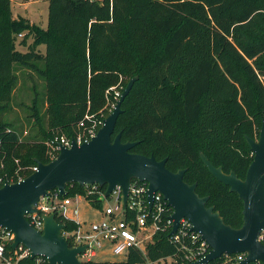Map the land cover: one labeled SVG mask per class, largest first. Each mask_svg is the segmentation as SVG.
<instances>
[{"label":"trees","instance_id":"obj_1","mask_svg":"<svg viewBox=\"0 0 264 264\" xmlns=\"http://www.w3.org/2000/svg\"><path fill=\"white\" fill-rule=\"evenodd\" d=\"M48 22L44 29L14 18L12 0H0V179L17 183L38 161H53L48 142L77 135L87 114L105 112L111 88L138 77L113 139L121 134L123 143H137L131 153L166 159L172 172L186 170L185 182L209 197L208 206L227 225L240 228L242 200L210 173L201 155L243 180L254 160L248 138L264 124V0H49ZM23 33L26 52L17 46ZM43 45L45 53L38 49ZM22 73L44 82L42 92L32 87L26 120L31 132L12 119ZM66 191L62 197L53 190L47 200L56 204L81 195L103 210L106 187L89 193L73 183ZM54 213L66 233L80 227L60 209ZM171 214L168 207L163 229L145 253L132 249L118 264L168 258L192 264L170 241ZM68 242L73 246L72 238ZM12 245H6L9 264H37L31 257L19 260L21 251ZM225 261L223 256L210 264Z\"/></svg>","mask_w":264,"mask_h":264},{"label":"water","instance_id":"obj_2","mask_svg":"<svg viewBox=\"0 0 264 264\" xmlns=\"http://www.w3.org/2000/svg\"><path fill=\"white\" fill-rule=\"evenodd\" d=\"M137 78L130 81L113 113L90 142L81 146L74 142L50 163L38 161V170L30 176L0 188V226L14 233L12 247L23 246L30 251L32 259L41 256L49 264H82L79 256L87 247L69 244L63 235L65 225L57 221L55 213L43 216L41 231L29 222L28 216L53 190H57L59 196H66L68 184L77 183L83 188L95 184L106 187L103 198H108L115 187L120 186L126 204L131 184L139 181L149 184L147 194L151 203L154 194L161 192L172 207V233L178 230L182 219H188L193 230L208 243L209 254L197 264H210L225 255L242 253L247 256L241 264H264V244L260 240L264 230V124L258 141L248 139L254 160L244 180L234 172L226 174L201 155L210 173L237 193L243 202V225L233 228L214 207L208 206L209 197L198 195L196 184L185 182L186 170L172 172L166 166V159L158 161L154 156L131 153L137 143H123L121 134L113 139L122 103Z\"/></svg>","mask_w":264,"mask_h":264},{"label":"built area","instance_id":"obj_3","mask_svg":"<svg viewBox=\"0 0 264 264\" xmlns=\"http://www.w3.org/2000/svg\"><path fill=\"white\" fill-rule=\"evenodd\" d=\"M22 36V35H20ZM88 119V116L86 117ZM86 121L79 124L80 129H85L83 134L77 133L70 138L62 136L47 143L51 157L57 158L63 148L70 149L74 142L81 146L90 142L98 133L93 125L86 126ZM38 170V166L33 168V173ZM23 180V179H21ZM20 180V181H21ZM10 184L8 181L0 179V188ZM2 186V187H1ZM85 188L89 193H99V185H88ZM149 184L146 182L133 181L126 204L124 203V193L120 186L115 187L108 198L113 199V204L106 206L102 211V219L91 223L89 226L80 224L77 231L73 233L63 232L64 237L69 240L73 239V246H86V250L79 256L82 264H118L120 262L94 261L97 257L98 248H102L103 243H110L113 247V253L116 255L128 256L132 249H138L145 253L147 245L151 243L157 232L163 229L164 215L166 214L169 204L161 192H156L152 203L148 199ZM105 193H103L104 197ZM68 200H65L61 207L49 202L47 197L41 199L36 207V211L28 216L29 222L38 230L43 229V216L52 214L56 209H60L64 216L69 218ZM172 208V207H170ZM78 209L71 211L72 215H78ZM171 214L166 221V229L171 228L173 223ZM71 219V218H70ZM165 230V229H164ZM170 234V241L179 245L185 254V260L188 263L197 264L203 260L210 252L211 248L203 240L202 236L193 230V224L188 219H182L178 230ZM15 235L13 232L0 226V264L8 263L6 259V245L13 242ZM260 240L264 241V230ZM18 249L21 254L19 260L25 257H31L30 251L20 246ZM246 254L225 255L226 264H241L246 259ZM37 264H49L44 257H37ZM169 259V258H168ZM122 262V261H121ZM260 263V262H258ZM255 263V264H258ZM152 264V263H147ZM173 264V262H172Z\"/></svg>","mask_w":264,"mask_h":264},{"label":"rangeland","instance_id":"obj_4","mask_svg":"<svg viewBox=\"0 0 264 264\" xmlns=\"http://www.w3.org/2000/svg\"><path fill=\"white\" fill-rule=\"evenodd\" d=\"M12 15L14 18L17 19H25L31 25L40 26L41 28L47 29L49 24V0H12ZM26 36V33H23L22 36H18L17 38V46L18 49L22 52H26L27 48L24 46H20V41H22ZM34 42L33 37H29L27 39V44L31 45ZM39 51L45 53L46 47L39 46ZM26 73V72H25ZM136 78V77H135ZM134 79V78H133ZM131 81V80H130ZM127 82V86L130 83ZM123 80L119 84V87H113L110 91H114L113 97L109 96V100H107V105L105 108V112L101 115L93 116V115H86L83 121H86L88 125L89 121L92 122V127L97 129H101L104 121L106 120L114 111L115 106L117 105L118 101L120 100L123 92L127 88L122 83ZM33 85L37 86V90L42 92L44 91V82L35 74L33 73V78H28L23 73L20 75V83L16 90V96L14 101V106L16 107L15 114L12 119H15L20 122L21 125L26 129V131H32L30 129V125L27 124V118L30 116V112L28 107H32L33 100L35 97L34 91L32 90ZM109 91V92H110ZM109 94V93H108ZM43 112L45 111V107L42 108ZM88 116V119L86 117ZM33 123V120L31 121ZM82 122V121H81ZM86 125V126H87ZM90 126V125H89ZM78 132L83 134L85 129L78 128ZM98 130V131H99ZM255 135L253 140L258 141L260 138L261 129L256 125L254 126ZM76 133V134H77ZM66 136V135H65ZM62 137V136H61ZM59 138V137H56ZM55 138V139H56ZM71 138V137H70ZM250 139V138H248ZM53 141V140H52ZM13 181V179L11 180ZM19 182V181H18ZM13 184V183H10ZM68 207L67 209H73V207H77L79 210L80 215L76 216V220H80L82 225L89 226L91 223L97 222L102 219L101 211L97 208L93 207L84 196H76L74 198L68 199ZM62 199H58L56 204L62 206L63 204ZM113 204V199H105L103 202V209ZM94 261H109V262H123L126 261L127 257L125 255H116L113 253V247L110 243H103L102 248H98L97 250V257L93 258ZM172 259L162 260L160 262L152 263V264H172Z\"/></svg>","mask_w":264,"mask_h":264},{"label":"crops","instance_id":"obj_5","mask_svg":"<svg viewBox=\"0 0 264 264\" xmlns=\"http://www.w3.org/2000/svg\"><path fill=\"white\" fill-rule=\"evenodd\" d=\"M76 208H77V207H73V209H69V213H70V214H69V215H70L69 218H71V219L77 221L78 223H81L80 220H76V218H75L76 216H79L80 213H78V215H72V214H71V211L74 210V209H76ZM77 209H78V208H77ZM78 211H79V210H78Z\"/></svg>","mask_w":264,"mask_h":264}]
</instances>
